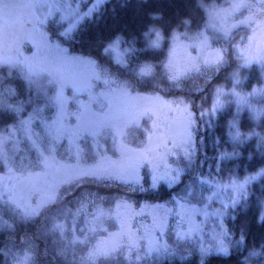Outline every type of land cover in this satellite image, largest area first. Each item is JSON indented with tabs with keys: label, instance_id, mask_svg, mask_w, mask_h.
I'll return each instance as SVG.
<instances>
[{
	"label": "rangeland",
	"instance_id": "obj_1",
	"mask_svg": "<svg viewBox=\"0 0 264 264\" xmlns=\"http://www.w3.org/2000/svg\"><path fill=\"white\" fill-rule=\"evenodd\" d=\"M202 5L205 24L197 31L174 30L164 63L173 80L190 77L193 84L186 91L192 95L168 98L132 91L94 58L70 51L63 40L78 24L82 7L78 0H0V66H7L11 74L18 71L33 93L16 104L9 99L17 96L0 93V110L19 115L17 125L0 130V209L19 210V219L38 222V226L39 219L49 220L53 242L48 252L59 253L67 264H152L155 260L143 256V246L151 237L154 206L145 201L137 205L108 192L96 193L93 200L82 199L73 195L81 179L141 185L173 158L187 136L193 114L196 133L201 136L211 126L209 120L221 112L230 114L225 124L229 144L221 152L239 150L250 139V131L240 128L244 112L252 120L264 117V0H205ZM52 20H56L53 29L49 26ZM157 30L156 44L152 43L155 32L149 31V46L154 49L163 45L162 31ZM125 49L121 39V55L111 48L107 52L116 62L126 64L129 50ZM227 50L233 55L239 52L242 64L256 67L263 81L251 80L249 87L242 88L246 76L241 71L225 86L201 76L209 75ZM135 71L139 79L156 74L149 61ZM219 89H223V107L213 115L210 110ZM9 91L16 92L14 88ZM237 130L240 136L233 139ZM199 157L198 148L191 161L185 159L179 165H190L184 168L183 179L194 168L198 183L203 180L204 186L213 188L207 180L214 184L221 176L228 183L229 174L217 176L216 169L201 177ZM200 191L198 187L197 195ZM203 191L211 195L207 188ZM230 194L228 188L221 189L214 206ZM61 200L66 202L57 206ZM10 221L0 211V230L8 229ZM211 227L209 220L205 231ZM38 248L26 236L11 239L1 249L0 264H37L43 256ZM138 254L142 255L139 262Z\"/></svg>",
	"mask_w": 264,
	"mask_h": 264
},
{
	"label": "trees",
	"instance_id": "obj_2",
	"mask_svg": "<svg viewBox=\"0 0 264 264\" xmlns=\"http://www.w3.org/2000/svg\"><path fill=\"white\" fill-rule=\"evenodd\" d=\"M202 1L205 0H152L150 4L142 5L138 8L136 0H107V8L109 10L103 13L102 20L97 23L79 22L71 35L63 41L64 44L67 42L70 51L94 58L101 67L124 81L132 91L161 93L168 98H176L180 95L187 97L192 95L189 91H186L189 89L187 85L189 83L193 84L190 77H187L182 82L173 80L168 76L164 63L168 56L169 38L174 30L190 29L191 31H197L205 24L206 13ZM122 3L125 4L124 7L121 6ZM113 6L115 7L114 15L111 11ZM55 21L52 20L49 23L52 29L56 26ZM157 28L162 31L164 38L162 47L154 49L149 46V31ZM113 32L118 33L122 37L124 48L129 50L126 64L116 62L109 52L104 51V39ZM144 33H148V35L145 36ZM59 37L63 39L62 35ZM108 42L110 43L111 41L109 40ZM228 50L225 53L226 55L224 54L222 61L217 62L218 65H214L217 69L216 72H213L215 67H212L210 68L212 72L209 75L205 73L201 74V76L208 77V80L213 81L215 85L225 86L229 85L230 81L233 80V76L241 71L246 76L241 84L242 88L249 87L251 80H256L258 83L263 81L256 67L252 69L243 65V59L240 58L239 52L236 51L237 53L233 55V51L231 50L228 53ZM146 61L152 64L156 74L155 76H143L142 79H139L135 69L139 64ZM199 78L197 76L196 80ZM11 88H14L16 92L11 93L9 91ZM208 92L211 95L212 91ZM0 93L2 95L12 94L17 96L9 99L10 104H16L20 101V98H26V96L33 94L19 72L16 71V73L11 74L7 66H0ZM229 116L230 114L221 112L219 116L212 120L214 126L211 125L207 128L202 136L196 133L197 140L199 141L200 139L203 142L199 146L201 164L198 162L200 166L198 173L203 172L204 175L214 174L215 168L213 165L217 162L218 153L229 144L225 128ZM18 123L19 115L16 112L6 109L0 110V130L2 127H8L10 124L17 125ZM240 128L244 132L254 131L255 133L264 134V117L260 120H252L247 115V112H244L241 116ZM249 140H244L240 145L238 151L241 152V155L239 157L228 158L234 161V164H229L228 166L242 175L252 172V167L257 164V160L248 155ZM216 141L220 142L215 143L214 146ZM257 169L259 168L256 167L255 170ZM226 173L228 172L225 171L222 174L226 175ZM145 175L147 176V174ZM198 177L200 178L199 174ZM142 178L144 179V176ZM83 179H81V182H77L79 183L78 186H73V195H81L82 199L93 200L97 196L96 193L108 192V195L124 196L127 201L131 199L138 205L145 202L148 204L165 196L162 192L147 191L149 186L148 177L144 181L142 180L141 185L112 182L111 180L103 182V180L99 181L92 178ZM260 182L261 179L251 185V197L253 200L261 194ZM111 187L113 190L110 192ZM107 188L108 190H106ZM204 188L209 189L207 186H204ZM65 202L61 200L57 203V206L59 203L64 204ZM0 211L5 217L11 218L10 226L7 227L9 230H0V262L3 260L1 249L7 246L11 239H21L26 236L30 241H34L37 244L39 252L43 255L37 259V264H67L64 257L58 255L59 253L48 252V250H51L49 249V244L53 242V238L48 233L49 220L41 221L37 218L39 219L38 226V222L19 219L20 216L17 214L19 210L5 207L0 209ZM12 211H15L16 216H12ZM38 228L41 231L37 232ZM29 230H31V233ZM45 251L48 254H45ZM243 256H248V253L245 251L241 254L234 251L233 255L226 260L223 258L214 259L213 264H236ZM259 260L260 256L249 257L248 264H258ZM152 264H156V261L154 260Z\"/></svg>",
	"mask_w": 264,
	"mask_h": 264
},
{
	"label": "snow or ice",
	"instance_id": "obj_3",
	"mask_svg": "<svg viewBox=\"0 0 264 264\" xmlns=\"http://www.w3.org/2000/svg\"><path fill=\"white\" fill-rule=\"evenodd\" d=\"M151 2L152 0H136L138 8ZM81 5L78 23H97L103 19V13L109 10L107 0H78V6ZM121 6L124 7L125 4L122 3ZM111 11L114 15V6ZM150 31L156 34V39L152 41L156 44L160 33L157 29ZM144 35L147 36L148 33ZM121 39L118 33H111L104 39V51L111 48L121 55ZM222 92L223 89L217 92L216 102L210 110L213 115H218V109L223 107L220 98ZM204 114L202 111L201 117ZM208 124L214 126L211 120ZM197 130L198 124L193 114L187 136L179 149L172 153L173 158L165 161L149 178L147 191L162 192L165 196L151 201L155 211L150 218L151 237L143 246V256L154 257L156 264H213L214 259L226 260L234 251L241 254L246 251L248 256H243L236 264H248V258L254 256H260L258 264H264V134L252 131L248 133V155L257 160V164L252 167V174L242 175L228 166L234 164L228 157L241 155L238 150L218 153V162L213 167L217 176L228 172V183H223L222 176L214 184L211 179L207 180V184L213 185L215 191L209 188L207 190L211 195L205 196V182L201 180L198 183L195 169L187 173V179H183L184 168H189L190 165H184V168L179 166L185 159L191 161L203 143L200 139L197 140ZM239 136L240 131L237 130L233 139ZM219 142H214V146ZM256 167L259 171L255 170ZM200 176L203 177L204 173L201 172ZM258 176L261 177V194L253 200L249 182L255 181ZM198 187L201 189L199 195ZM223 188H228L231 194L221 199L219 206L215 207L218 193ZM209 220L212 227L206 232ZM137 251L140 252V249ZM141 259L142 255L138 254L137 262Z\"/></svg>",
	"mask_w": 264,
	"mask_h": 264
}]
</instances>
